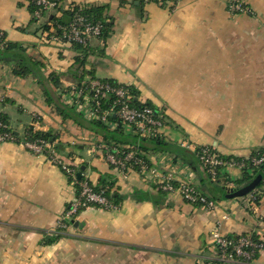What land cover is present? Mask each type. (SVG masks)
<instances>
[{
    "label": "crops",
    "instance_id": "obj_1",
    "mask_svg": "<svg viewBox=\"0 0 264 264\" xmlns=\"http://www.w3.org/2000/svg\"><path fill=\"white\" fill-rule=\"evenodd\" d=\"M228 1L61 0L62 12L105 7L111 24L107 39L76 51L43 37L29 0H0V114L8 120L20 114L17 128L9 125L20 141L38 117L56 153L93 186L102 179L112 184L118 205L115 211L88 207L74 220L78 225L57 233L78 186L46 154L0 143V264H204L215 254L212 233L220 221L231 237L254 230L264 235V193L257 211L244 203L250 195L224 200V189L230 183L238 188L242 171L224 169L232 180L221 187L178 146L188 140L238 160L264 149V0H244L250 12L236 16ZM8 45L16 48L4 52ZM22 68L28 74L18 76ZM88 75L131 85L140 101L152 104L170 144H146L144 151L202 193L216 189L217 210L161 192L149 175L120 176L92 151L103 135L64 111L58 92L71 78ZM78 146L91 156L77 154ZM253 264H264V251Z\"/></svg>",
    "mask_w": 264,
    "mask_h": 264
},
{
    "label": "built area",
    "instance_id": "obj_2",
    "mask_svg": "<svg viewBox=\"0 0 264 264\" xmlns=\"http://www.w3.org/2000/svg\"><path fill=\"white\" fill-rule=\"evenodd\" d=\"M37 7L34 13L36 20L42 19L46 23L48 19L44 16L57 12L61 7V0H31ZM152 0H143L150 3ZM163 2V0H158ZM172 3H180L182 0H167ZM227 10L230 15L236 16L250 12L244 0H229ZM54 12V13H53ZM104 23L96 20L91 15L78 12L67 26L56 25L51 33L45 32L43 37L53 43L72 45L78 44L84 48L92 45L93 41L101 39L104 31ZM57 31L62 32L57 35ZM1 40V38H0ZM131 86V85H128ZM61 102L66 106H72L79 115L89 122H100L110 130L122 131L125 134L139 137L145 141L163 139L165 137V123L155 116V110L149 107L136 108L131 105L134 98L130 89L119 87L104 82L100 78L85 76L73 86H61L58 89ZM106 100L109 108L101 109L102 102ZM115 115L118 121L110 120ZM31 127L23 141L15 135L13 129L0 120V143H19L26 150L35 155H47L51 164L59 167L66 174L73 185L78 186V192L71 207L60 219L57 233L65 234L73 226V221L79 216L82 209L98 207L106 211L118 209L107 196L105 189L96 190L87 177L78 178V167L66 163L53 149L52 144L45 138L34 137L33 133L40 132V119L35 116ZM178 146L191 152L200 163L201 167L211 179H217L224 175V169H237L242 171L247 167L244 160L233 158L222 159L220 154L208 146L197 145L188 140H181ZM94 153L100 152L116 170L120 176H128L137 172L151 176L159 190L167 195H178L183 201L212 212L218 209V203L208 195L201 193L195 185L188 180H178L172 173L164 172L160 166L152 162L146 151L139 148L121 147L120 151L111 152L106 146L95 144L92 147ZM254 166L264 164V155L252 158ZM235 188L234 183L228 185ZM257 194H250L244 203L250 210L257 211V197L264 193V185ZM257 195V196H256ZM228 217L224 216L223 220ZM221 221L217 223L212 233V249L215 250L213 257L207 259L204 264H253L257 253L264 251V235L258 230L235 237L228 236L222 232Z\"/></svg>",
    "mask_w": 264,
    "mask_h": 264
},
{
    "label": "trees",
    "instance_id": "obj_3",
    "mask_svg": "<svg viewBox=\"0 0 264 264\" xmlns=\"http://www.w3.org/2000/svg\"><path fill=\"white\" fill-rule=\"evenodd\" d=\"M153 1H158V0H152L151 2H153ZM142 2H143V0H142ZM163 2H168V1L167 0H163ZM29 3H30V7H31L32 16L34 17V13L37 10V7L32 3L31 0H29ZM105 10H106L105 7H85V6H80L79 5V6L73 7V8H71V9L65 11V12L64 11L62 12V7H59L57 9V13L50 15V17L48 18L46 23L43 24V30L42 31L44 33L45 32L51 33V30L53 28H56V25H58V24H62L63 26H67L69 24V22L72 20V17L76 13L81 12V13H85V14L91 15L96 20L102 21L104 23L105 28H104L103 34L101 36V39H107V37L109 36V33L111 31V24L107 21V18L105 16ZM58 13H59V16H58ZM34 20H36V19L34 18ZM57 32H58L57 35L62 33L60 31H57ZM46 40H48L49 42L53 43L49 39H46ZM2 42H3V40L2 41L0 40V43H2ZM53 44H55V43H53ZM70 46H72V48H74L76 51H79L82 48H84V47H82L81 45H78V44H72ZM15 48L16 47L14 45H10V46L8 45L7 47L4 48L5 49L4 52L5 51H7V52L11 51L12 49L14 50ZM88 48H85V50H87ZM24 69L25 68L16 70V73L18 74V76H25V75L28 74V72L24 71ZM88 76L95 78L93 75H88ZM53 80H54L55 86L57 88H59L60 85H59V82H58V78H53ZM103 81L107 82V83H110L112 85H115V86L125 87V88L130 89V92H131L132 96L134 97L132 99V101H131V105L133 107L140 108V109L141 108H145V107H149V108L154 109L152 104L143 103L142 101L139 100V98L137 96L138 92H137V90L134 87L128 86V85L123 84V83H118V82H116L114 80H103ZM108 108H109L108 103H107L106 100H104L102 102L101 109H102V111L103 110L105 111ZM155 116L159 117L165 123V120L163 118H161L157 113H155ZM0 120L9 126V120L3 114H0ZM110 120L117 122L119 119L115 115H112V116H110ZM90 125H91V128L93 130H95L97 133L103 135L104 142H102L101 144L106 146L113 153H115L118 150L120 151V149L123 146V144H127V146L129 148H139V149H142V150H147L150 147L155 148V149H164L167 146H169V144H170V143L166 142V140L163 138V139H159V140H153V141L151 140L150 141L151 143L149 144L150 147L149 146L145 147V145L147 144V141L141 140V142H138L139 139H138V141H135V140L133 141L132 139H135V138H132V137H136V136L124 134L122 131H120V129L115 130V131L114 130H110V129H108L105 125H103L100 122H91ZM28 131L31 133L32 130L29 129ZM124 136H129L132 139H128V138H126ZM34 137L35 138L36 137L45 138L48 141L51 140V136L48 133H44V132L33 133L31 138H34ZM136 138H138V137H136ZM147 147H149V148H147ZM262 155H264V149H262V150H260L258 152H255L253 154L252 158H257V157H260ZM220 157L222 159H227L226 157H223L221 154H220ZM252 158L244 160L247 163V167L242 170V178L235 182V184L238 186V188L248 185L249 183H251L258 176V174L260 172L264 171V164H262L260 166H254L251 163V159ZM71 164L73 165L74 163L71 162ZM74 166H77V165L74 164ZM263 185H264V179L259 184V186L257 187L256 190L262 188ZM112 187H113V185L108 183V182H106L105 179H102L100 181V184L98 186H95L96 190L105 189L107 196L111 199V201L116 206H118L117 202H116L115 195L111 191ZM256 190L254 192H252L251 194H257ZM205 195H207V194H205ZM257 199L259 201L260 197L258 196ZM82 210H84V209H82ZM232 237H235V236H232ZM258 256H259V253L256 254L254 260L257 259Z\"/></svg>",
    "mask_w": 264,
    "mask_h": 264
},
{
    "label": "rangeland",
    "instance_id": "obj_4",
    "mask_svg": "<svg viewBox=\"0 0 264 264\" xmlns=\"http://www.w3.org/2000/svg\"><path fill=\"white\" fill-rule=\"evenodd\" d=\"M54 13V12H53ZM55 13H57V12H55ZM54 13V14H55ZM58 16H59V13H58ZM44 18L45 19H48V17H47V15H45L44 16ZM35 23H37L38 24V26L40 27L41 26V24L43 25V21H42V19H38V20H36V22ZM83 49H85V48H83ZM6 54H8V53H6ZM11 54V53H10ZM12 54H14V51L12 52ZM69 83H67L65 86H73V84L74 83H78V80L75 78V77H73V78H71L69 81H68ZM64 106V109H65V111H67V113L68 114H70V116H79V114H78V112L72 107V106H66L63 102H61ZM72 111V112H71ZM74 112V113H73ZM66 113V114H67ZM18 115H20L19 113H17ZM18 115L16 116V115H14V116H12L11 115V118L9 119V125L11 126V128H13V129H16L17 128V126H16V120L18 119ZM81 116V115H80ZM87 121V120H86ZM89 123H91V122H89ZM83 125L82 126H86V127H89V126H87L85 123H82ZM124 137H126V138H128V139H132V138H135V139H132L133 141L135 140V141H138V139H139V141L138 142H141V140H143V139H141V138H136V137H129V136H124ZM151 142L150 141H147V144L149 145ZM124 145H126V146H124ZM121 146V145H120ZM80 147L81 146H78V147H74V150L77 152V154L78 153H80V152H82V154H81V156L82 157H84V158H88V157H90L91 156V154H89L88 152H90L89 151V148L88 147H86L84 150H80ZM123 147H127V144H123ZM146 147V146H145ZM179 148H181V147H179ZM182 149V148H181ZM182 150H185V149H182ZM58 151H60V152H63V149H61V147H59V149H58ZM185 151H187V150H185ZM189 152V151H188ZM191 153V152H190ZM197 159V158H196ZM200 164V163H199ZM206 173V172H205ZM207 174V173H206ZM208 175V174H207ZM209 176V175H208ZM210 177V176H209ZM211 180H213L214 181V183H216V184H220L221 185V187H225L226 186V183L227 182H230L232 179L231 178H229V177H226V176H220V177H218L217 179H211ZM213 183V182H212ZM261 189V188H260ZM259 189V190H260ZM200 191V190H199ZM201 192V191H200ZM202 193V192H201ZM209 197L210 198H212L213 200H215L216 201V203H218V204H220V198H219V200H217L218 198V192H217V190L215 189V190H212V191H209ZM235 199H237V198H235ZM211 245V244H210Z\"/></svg>",
    "mask_w": 264,
    "mask_h": 264
},
{
    "label": "water",
    "instance_id": "obj_5",
    "mask_svg": "<svg viewBox=\"0 0 264 264\" xmlns=\"http://www.w3.org/2000/svg\"><path fill=\"white\" fill-rule=\"evenodd\" d=\"M81 177L82 175L79 173L78 178L81 179ZM263 179H264V171L260 172L258 176L246 186L240 188L224 189V195H223L224 200H230V199L242 198L248 196L257 189V187L259 186V184L262 182ZM74 223L75 225H78L77 222Z\"/></svg>",
    "mask_w": 264,
    "mask_h": 264
}]
</instances>
